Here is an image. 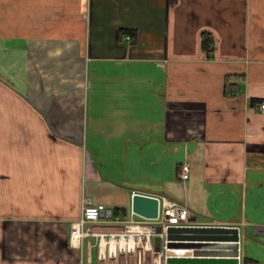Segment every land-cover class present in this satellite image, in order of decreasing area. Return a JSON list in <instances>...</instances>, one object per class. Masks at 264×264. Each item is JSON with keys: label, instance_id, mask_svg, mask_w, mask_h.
I'll return each mask as SVG.
<instances>
[{"label": "crops", "instance_id": "obj_1", "mask_svg": "<svg viewBox=\"0 0 264 264\" xmlns=\"http://www.w3.org/2000/svg\"><path fill=\"white\" fill-rule=\"evenodd\" d=\"M261 101L264 0H0V264H132L96 237L71 247L70 223L104 207L105 177L180 151L170 186L132 187L127 208L181 203L264 264Z\"/></svg>", "mask_w": 264, "mask_h": 264}, {"label": "built area", "instance_id": "obj_2", "mask_svg": "<svg viewBox=\"0 0 264 264\" xmlns=\"http://www.w3.org/2000/svg\"><path fill=\"white\" fill-rule=\"evenodd\" d=\"M255 109L264 114V101L256 104ZM178 178L182 183L189 179V166L182 163L178 173ZM135 192H132L134 194ZM158 214L153 220L140 219L136 222L121 223L118 219L113 220L112 214L102 205H91L89 200H84L81 216L78 220L70 223L69 245L76 249H81L83 241L89 237H99L100 241L108 243L136 244L140 256L149 258L153 255L154 261H146L147 264H166L167 253L169 251V240L167 230L169 227H196V226H218L206 225L196 222L189 208L181 203L170 200L166 197H157ZM220 226V225H219ZM112 230L114 232L109 237L103 234L102 230ZM159 229V230H158ZM159 238V248L155 250L154 239ZM176 252V249L174 250ZM151 258V257H150ZM236 259L238 264H257L254 261L244 262L242 260L239 241Z\"/></svg>", "mask_w": 264, "mask_h": 264}, {"label": "water", "instance_id": "obj_3", "mask_svg": "<svg viewBox=\"0 0 264 264\" xmlns=\"http://www.w3.org/2000/svg\"><path fill=\"white\" fill-rule=\"evenodd\" d=\"M130 210L132 214L142 219H156L158 199L154 196L134 193L131 197ZM167 234L169 251L166 264H238L236 256L239 230L237 227H169ZM154 246L155 249L159 248L158 237L154 239ZM175 249L184 252L178 254L174 251ZM223 249H232L233 252L226 254L222 251ZM217 257L221 259H214ZM225 257L229 259H222Z\"/></svg>", "mask_w": 264, "mask_h": 264}, {"label": "rangeland", "instance_id": "obj_4", "mask_svg": "<svg viewBox=\"0 0 264 264\" xmlns=\"http://www.w3.org/2000/svg\"><path fill=\"white\" fill-rule=\"evenodd\" d=\"M158 154H152L151 159H145L144 161H139L132 176H129L126 179L124 178H118L116 175H111L110 178H106L104 180V184H101L97 188V194L98 196H101V199H99L103 204L104 208L107 210H112L114 208H125L127 209L128 203H127V194L130 191V189L138 188L141 190H157V188L162 187V185L169 187L170 181L174 179V167L175 163H179L182 161V151L175 154L174 152L170 154H164L162 152H155ZM157 156V157H156ZM177 156V159L175 157ZM113 161H111L112 163ZM136 163V161H134ZM141 167H143V171H141ZM139 168V172L136 171V169ZM111 172H116L115 167H111ZM143 172V174H142ZM113 173V174H114ZM112 174V173H110ZM122 179V180H121ZM161 184V185H160ZM185 184L190 185V181ZM140 219L138 218V221ZM103 234H106L107 237L112 235L114 232L112 230H102ZM100 241V238L97 237ZM110 243V247H121L123 248L127 253L129 262H132V264H147L146 261H149L151 259V262L154 261L153 255H151L149 258H139V260L135 263L136 255L138 254V250H136L137 246L136 244H124V243ZM131 244V245H130ZM140 257V255H139ZM127 258V257H126ZM133 259V260H132ZM135 260V261H134Z\"/></svg>", "mask_w": 264, "mask_h": 264}, {"label": "trees", "instance_id": "obj_5", "mask_svg": "<svg viewBox=\"0 0 264 264\" xmlns=\"http://www.w3.org/2000/svg\"><path fill=\"white\" fill-rule=\"evenodd\" d=\"M124 34H129V35H132V33H124ZM179 172V171H178ZM112 211V219H128L129 216H130V210L129 208L125 209V208H114L111 210ZM246 263L247 262H250V261H245Z\"/></svg>", "mask_w": 264, "mask_h": 264}, {"label": "bare ground", "instance_id": "obj_6", "mask_svg": "<svg viewBox=\"0 0 264 264\" xmlns=\"http://www.w3.org/2000/svg\"><path fill=\"white\" fill-rule=\"evenodd\" d=\"M131 245V244H130Z\"/></svg>", "mask_w": 264, "mask_h": 264}]
</instances>
